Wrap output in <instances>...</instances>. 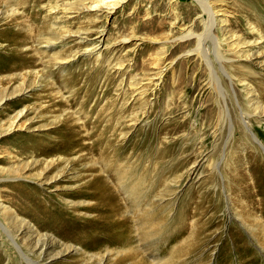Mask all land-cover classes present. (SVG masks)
<instances>
[{"label": "rangeland", "instance_id": "1", "mask_svg": "<svg viewBox=\"0 0 264 264\" xmlns=\"http://www.w3.org/2000/svg\"><path fill=\"white\" fill-rule=\"evenodd\" d=\"M207 2L247 42L222 43V59L206 38L208 63L179 39L204 32L196 0H0V126L27 108L0 131V264H264V0ZM65 123L78 144L65 135L68 159L47 173L62 178L39 185L33 151L62 145ZM92 171L130 217L124 244L66 192Z\"/></svg>", "mask_w": 264, "mask_h": 264}, {"label": "bare ground", "instance_id": "2", "mask_svg": "<svg viewBox=\"0 0 264 264\" xmlns=\"http://www.w3.org/2000/svg\"><path fill=\"white\" fill-rule=\"evenodd\" d=\"M122 0H91V3L95 6L94 8H99L101 9L102 6L104 5L105 7L111 9L113 8L114 5H117L118 3H120ZM197 4L201 10V15L199 17V21L201 22L204 32L203 34H194L191 29L187 32L184 33V31L186 30L184 27L181 28V35L179 37V39H187L186 41H188L192 35H194V37L196 38L197 41V46L192 49V50H188L187 53L196 51L197 54H200L201 57L208 63L207 60V53L204 49V44L206 42V38L209 39L212 42L213 45V50L215 54H219L221 56L222 59H224L223 54L221 53V47H222V43L224 44H228L229 46V50L228 51H237L238 47H240L241 45H244L245 41H232L233 39L231 36L232 35H227V33L224 31V27L220 25V23H222V20H219L217 18V12L218 9H215V7L207 2V0H196ZM91 4H89L90 6ZM53 8V7H52ZM172 25L175 24V22H171ZM217 28V30H221L223 32V36L222 37H213L211 35V28ZM263 27V26H262ZM254 25L251 26V29L254 30ZM262 31V30H261ZM101 35L100 37H102V32H100ZM259 33V38H263L264 39V33L258 32ZM127 39V38H125ZM263 42V41H262ZM45 44L47 45H51L52 44V40L45 38ZM253 44V43H252ZM244 52V51H243ZM262 53V52H261ZM263 54H264V49H263ZM57 60L60 58H56ZM64 59V58H61ZM56 64V63H55ZM15 67H22L21 63L18 64H13L12 66H9L8 68H6L7 70L13 69ZM29 72H25L24 74H21V78L25 76V74H28ZM36 77H38L39 79L42 77V75H36ZM39 82V81H38ZM216 82L218 83V80H216ZM21 84V83H20ZM247 92L248 93H252L253 89L248 85L247 83H244ZM23 88L20 87V90H22ZM17 89H13V91L11 92L14 93ZM6 97V94H3L0 97V103L1 100ZM253 99L254 98H250L248 100L249 104H253ZM256 109L259 108V106H255ZM26 111L27 108L24 106L22 108H20L19 110H17L13 115L9 116L8 118V122L7 125L5 126H0V131L1 133H6L10 130H13L14 127L16 126H20V127H24V124L19 123V121L21 119H23V117L26 116ZM261 113V112H260ZM12 114V113H11ZM7 118V117H6ZM25 122V120L23 121ZM26 123V122H25ZM65 128H67V132L66 134H62V138L60 139L59 142L62 143V145L55 147V148H50L51 146L49 145L50 142L52 140H56V137H51V138H47L46 141L41 145L42 148L36 149L34 150V156L38 155V156H42V161L41 163H43V169L42 171H37V181L39 183V185H47L49 187H53L54 185H56V181L57 178L61 179L62 178V171L59 172V170L57 171V173L55 175H52L51 177H48L47 173L49 171H51V169H53L54 167H58L61 162H64L66 159H68L66 157V155H69L70 151L68 149H70V147L68 146L63 147L64 141L63 139L65 138V135H68V137L72 138V142L69 143L70 145L72 143L74 144H78V138H76V133H74L71 130V125H69L68 123L64 124ZM28 128V127H27ZM65 140V139H64ZM83 147L88 148L89 144H82ZM34 146H32L31 148H33ZM72 147V146H71ZM21 148L16 149L17 153H22L25 150H20ZM53 153H57L58 154V158L53 159L52 157L48 160V157L53 154ZM32 156V155H31ZM36 156L34 158L31 159V161H39L38 159L36 160ZM83 155H79L77 158L75 159H79L81 158ZM55 158V157H54ZM1 160H5L6 158L0 157ZM74 159V158H73ZM30 161V160H29ZM27 161V162H29ZM68 161V160H67ZM25 162V161H24ZM23 163V162H22ZM26 165V163H25ZM24 165V166H25ZM18 167H8L7 169L2 168L1 170L3 172H10V173H17L18 172ZM60 169V168H59ZM102 170V169H100ZM104 170V169H103ZM1 171V172H2ZM20 171V170H19ZM105 171H108L105 169ZM92 173H94V171H92ZM35 177V175H34ZM109 182V181H108ZM10 190H8L9 192H7V195H11L12 192V188H9ZM67 193L70 197H80L81 198H86V200L89 201V205L84 206V209H86V211L88 212H95L91 218L86 219V222L89 224H93L96 221H102L103 223H105V225H109L111 227V230H115V228L119 229V227H123V231L125 232V239L123 242H121V244H124L126 242L129 241V237L128 234L130 233V217H125L127 215H125L123 213V209L122 206L119 203V200L117 199L115 190L113 188V186L109 185L105 179V177L100 173H94L92 178L89 180L84 181L81 184L75 185L74 188L71 187H67ZM58 190H61L60 188H58ZM69 190V192H68ZM82 195V196H81ZM56 197V196H55ZM27 199L30 200H38L40 199V197H38L37 192H33L30 195L26 196ZM78 199V198H77ZM76 205V204H74ZM77 207V206H76ZM4 211H8V208L5 207L3 208ZM125 212V211H124ZM78 216V215H77ZM7 230V228H5ZM179 237V229L176 230L175 232V236L173 238H177Z\"/></svg>", "mask_w": 264, "mask_h": 264}]
</instances>
